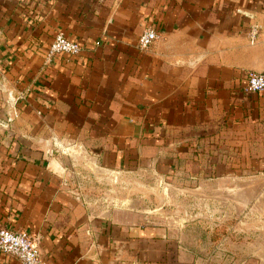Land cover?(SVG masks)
I'll return each mask as SVG.
<instances>
[{"label":"crops","instance_id":"1","mask_svg":"<svg viewBox=\"0 0 264 264\" xmlns=\"http://www.w3.org/2000/svg\"><path fill=\"white\" fill-rule=\"evenodd\" d=\"M150 24L161 36L140 50ZM57 32L83 49L46 62ZM246 70H264V0H0V227L38 237L45 264H183L140 198L94 208L68 175L119 184L200 154L213 203L216 155L264 156V91H242Z\"/></svg>","mask_w":264,"mask_h":264},{"label":"rangeland","instance_id":"2","mask_svg":"<svg viewBox=\"0 0 264 264\" xmlns=\"http://www.w3.org/2000/svg\"><path fill=\"white\" fill-rule=\"evenodd\" d=\"M4 80L0 75L2 85ZM19 91L13 97L7 92L15 106L27 98L28 91L24 90L25 99L17 97ZM222 140L224 145L226 139ZM188 158L192 162L173 171L125 173L119 184L117 175L105 178L79 164L68 178L90 195L94 208L125 206L131 195L140 198L155 223L178 245L172 246L173 257H181L183 264H264V156L239 150L229 157L222 152L216 155L217 168H206L202 175L213 177L219 186L209 189L217 191L215 201L204 204L200 202V154Z\"/></svg>","mask_w":264,"mask_h":264},{"label":"built area","instance_id":"3","mask_svg":"<svg viewBox=\"0 0 264 264\" xmlns=\"http://www.w3.org/2000/svg\"><path fill=\"white\" fill-rule=\"evenodd\" d=\"M237 12L245 13L241 9ZM260 28L258 24H252L248 30L250 43L256 41ZM157 26L148 25L137 40V47L146 50L160 38ZM83 46L67 37L63 32H57L45 49V61L49 62L55 56L72 57L81 53ZM1 84V82H0ZM242 91L245 93H261L264 91V70H246ZM11 92L9 91V94ZM18 98L25 99V92L19 91ZM10 120V119H9ZM0 254L19 260L22 264H45L42 259L40 242L38 237H33L24 230H12L0 227Z\"/></svg>","mask_w":264,"mask_h":264}]
</instances>
